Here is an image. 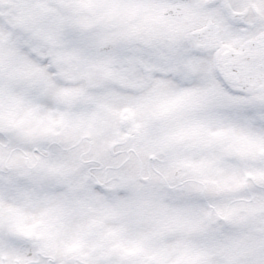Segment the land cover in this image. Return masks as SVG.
I'll return each instance as SVG.
<instances>
[{
    "label": "snow or ice",
    "instance_id": "6c2138e0",
    "mask_svg": "<svg viewBox=\"0 0 264 264\" xmlns=\"http://www.w3.org/2000/svg\"><path fill=\"white\" fill-rule=\"evenodd\" d=\"M0 264H264V0H0Z\"/></svg>",
    "mask_w": 264,
    "mask_h": 264
}]
</instances>
